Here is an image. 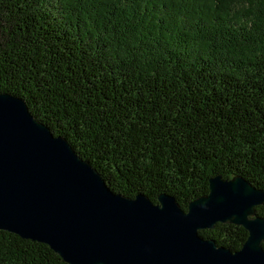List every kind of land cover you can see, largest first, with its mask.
I'll use <instances>...</instances> for the list:
<instances>
[{"label": "trees", "instance_id": "trees-1", "mask_svg": "<svg viewBox=\"0 0 264 264\" xmlns=\"http://www.w3.org/2000/svg\"><path fill=\"white\" fill-rule=\"evenodd\" d=\"M0 92L127 197L186 210L215 175L264 190V0H0ZM0 264L69 263L0 229Z\"/></svg>", "mask_w": 264, "mask_h": 264}, {"label": "water", "instance_id": "water-1", "mask_svg": "<svg viewBox=\"0 0 264 264\" xmlns=\"http://www.w3.org/2000/svg\"><path fill=\"white\" fill-rule=\"evenodd\" d=\"M208 182L186 210L167 193L154 203L114 192L22 98L0 92V229L69 264H264V190L240 175ZM217 222L246 229L239 249L199 234Z\"/></svg>", "mask_w": 264, "mask_h": 264}]
</instances>
